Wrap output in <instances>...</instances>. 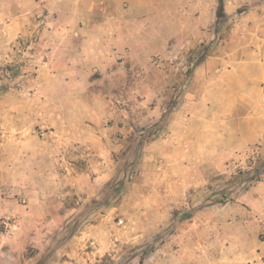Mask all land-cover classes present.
<instances>
[{"label":"rangeland","instance_id":"obj_1","mask_svg":"<svg viewBox=\"0 0 264 264\" xmlns=\"http://www.w3.org/2000/svg\"><path fill=\"white\" fill-rule=\"evenodd\" d=\"M0 0V264H264V0Z\"/></svg>","mask_w":264,"mask_h":264},{"label":"trees","instance_id":"obj_2","mask_svg":"<svg viewBox=\"0 0 264 264\" xmlns=\"http://www.w3.org/2000/svg\"><path fill=\"white\" fill-rule=\"evenodd\" d=\"M222 11H223V0H219V9L216 12L217 16L222 15Z\"/></svg>","mask_w":264,"mask_h":264},{"label":"crops","instance_id":"obj_3","mask_svg":"<svg viewBox=\"0 0 264 264\" xmlns=\"http://www.w3.org/2000/svg\"><path fill=\"white\" fill-rule=\"evenodd\" d=\"M133 4L138 5V4H143L144 0H131ZM148 1V0H146Z\"/></svg>","mask_w":264,"mask_h":264}]
</instances>
